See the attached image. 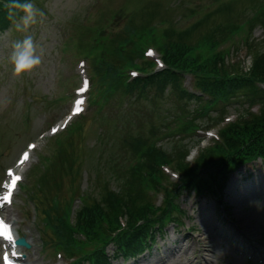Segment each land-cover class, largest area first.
I'll return each mask as SVG.
<instances>
[{"label": "trees", "instance_id": "trees-1", "mask_svg": "<svg viewBox=\"0 0 264 264\" xmlns=\"http://www.w3.org/2000/svg\"><path fill=\"white\" fill-rule=\"evenodd\" d=\"M190 13L194 14L195 10ZM19 14L22 13L17 14V19ZM216 15L225 16L226 20L215 21L213 27L205 23ZM148 17L150 21L155 19L154 14ZM150 21L142 20L143 24L134 27L131 38L120 39V42L116 36L110 38L115 48L113 54L105 52L92 57L96 82L92 105H108L121 93L132 103L147 101L153 112L159 113L163 99L170 98L167 89L179 98L171 107L162 108L160 125H151L146 134L139 131L135 137L122 139L120 151L124 161L119 167L117 182L114 181L117 187L112 188L110 184L113 176L108 168L96 176V193L81 192L79 180L83 167L76 161L75 169V161L68 154L64 158L66 146L74 141L77 132H83L81 125L56 140V152L45 159L36 176L35 189L42 197L44 245H52L71 257L77 255L74 264H111L110 247L115 248V257L142 253L169 223L179 222L178 216L184 213L176 201L185 191L196 190L198 195L210 193L219 199L220 178L224 180L228 173L264 159V42L258 45L253 41V31L264 29V0L221 1L217 10L207 12L194 25L180 31L171 24L155 30L149 26ZM203 23L210 30L203 38L204 34L191 42ZM12 25L0 0V34ZM235 37L239 38L237 43L247 47L249 66L237 56L239 48H236ZM148 45L157 48L165 63V69L160 72H155V63L144 56ZM129 70H136L141 76L129 82ZM186 75L192 76L200 96L182 89ZM153 88L157 92L149 96ZM204 95L209 100L204 101ZM190 103L198 104L191 112L186 108ZM256 105L259 107L254 113L251 107ZM233 106L238 109L236 120L225 124L219 131L220 141H214L212 147L203 150L191 165L185 160L188 150L179 144L171 153L156 147L164 119H167L165 127L173 129L175 126L174 135L186 138L193 135L199 121L210 117L212 111L217 116L209 119L210 124L213 127L221 124ZM149 135L151 137H147ZM103 156L102 152L97 158L100 166ZM63 158L67 174L74 175L66 192L58 167ZM162 164H173L180 172V181L170 183V188L164 187L169 178L161 170ZM204 173L210 174L207 179H203ZM53 186L58 193L48 197L43 191L52 190ZM161 192L163 201L157 205V195ZM33 196L37 199L35 194ZM78 199L81 206L73 213Z\"/></svg>", "mask_w": 264, "mask_h": 264}, {"label": "rangeland", "instance_id": "rangeland-1", "mask_svg": "<svg viewBox=\"0 0 264 264\" xmlns=\"http://www.w3.org/2000/svg\"><path fill=\"white\" fill-rule=\"evenodd\" d=\"M221 1L225 3L227 0H32L35 7L44 12L43 20L29 29L37 53L41 55V64L19 75H13L8 61L10 42L28 33L18 32L12 27L0 35V184L5 179V170L14 167L28 143L34 142L37 145L23 170L24 180L13 205L6 212L0 210V216H7L16 232L25 236L31 246L30 250H22L26 264L70 262L66 253L61 251L63 255L55 254L52 245L43 246L44 238L39 222L41 215L36 214L41 206L33 196L35 190L31 191L32 198L26 200L25 187L33 185L36 176L32 170L40 164L42 157H51L54 136H49L50 128L69 114L71 103L76 97L75 90L85 84L83 81L87 77L95 86L92 57L101 56L105 52L113 54L115 48L111 46L109 38L116 36L119 42L120 39L131 38L133 21V27H139L142 20L150 21L148 16L154 14L155 19H151L149 24H160L168 19L173 28L180 31L199 21L205 12L217 10ZM233 6L237 7L235 3ZM192 10L197 13H189ZM224 19L225 16L216 15L205 23H211L213 27L215 21L221 22ZM205 23L193 34L191 42L208 33L210 29L205 27ZM253 33V41L262 45L264 30L258 28ZM234 39L236 42L239 38ZM236 48H239L237 56L249 65L251 60L245 47L239 45ZM81 60L86 61L84 68L82 64L78 65ZM193 85L187 76L184 86L193 90ZM156 92L157 89H151L149 96ZM169 92L167 90L170 98L163 99L159 113H154L147 101L132 103L121 93V97L106 104L102 113L97 112V106L87 103L83 116L73 121L75 123L85 118L84 133L77 135L64 149V158L68 154L75 164L79 161L83 167L79 180L82 192L91 191L92 185H96L95 175L105 173L108 168L117 182V173L121 172L117 158L122 160L123 156L118 150L122 146L123 136L129 132L135 134L140 127H143L141 131L146 134L150 125H160L162 118L159 114H162V108L171 107L177 100L176 95ZM89 95H86L88 100ZM83 97L85 99V95ZM82 106L85 107V104ZM197 106L196 103H190L186 108L191 112ZM237 114L238 109L233 106L227 117L237 118ZM103 120L109 123L108 131L103 126ZM166 120L161 127V131H165L163 135L175 128L166 131ZM205 123L209 121H203V127H206ZM221 127L222 124L209 130L215 135ZM99 133L106 136L101 137ZM198 135L200 137L189 138L181 144L183 148H192L188 158L190 163L205 145L211 144L207 135ZM160 145L169 150L172 140L162 141ZM102 152L104 156L100 166L97 155ZM64 158L58 167L64 180L63 191L66 192L74 175L67 174ZM112 159L113 163H110ZM171 177L176 181L175 177ZM112 187H117L115 182H112ZM223 190V205H218L212 196L199 198L193 192L183 194L176 201L184 211V215L179 216L181 225L168 224L157 238V247L151 252L136 260L123 261L120 258L113 264H264V162L258 161L231 175ZM43 192L51 197L58 190L53 186L52 190ZM161 196L162 193L158 197V205L161 204ZM78 206L79 201L75 209ZM203 209L207 215L201 220L199 215ZM207 222L213 224V230L210 223L206 225ZM183 235L194 241L187 246H178L176 242ZM206 235L210 236L213 245L210 253L204 252L203 238ZM1 251L0 245V254ZM109 252L113 255V248ZM166 257L168 263H165Z\"/></svg>", "mask_w": 264, "mask_h": 264}, {"label": "clouds", "instance_id": "clouds-1", "mask_svg": "<svg viewBox=\"0 0 264 264\" xmlns=\"http://www.w3.org/2000/svg\"><path fill=\"white\" fill-rule=\"evenodd\" d=\"M3 7L7 10L13 27L18 32H25L22 38L10 42L8 61L11 64L13 75H19L34 69L41 64V55L37 53L33 36L29 29L32 25L41 22L44 12L35 7L32 0H3ZM19 14L17 19V14Z\"/></svg>", "mask_w": 264, "mask_h": 264}, {"label": "snow or ice", "instance_id": "snow-or-ice-1", "mask_svg": "<svg viewBox=\"0 0 264 264\" xmlns=\"http://www.w3.org/2000/svg\"><path fill=\"white\" fill-rule=\"evenodd\" d=\"M53 132L57 131V129H52ZM29 147H34V145H30ZM23 157L24 159L26 160L27 157H28V154L27 152H25L23 154ZM23 162V161H22ZM8 175L12 177L11 181L10 182H6L4 187H6L7 189H9V191L5 192L2 199L5 201V202H10V199H11V189L15 187L16 185V182L21 178L17 175H14L12 173V170L9 169L8 170ZM0 236H4L6 239H8L9 241L13 240V235H12V232L10 230V226L4 222L3 219H0ZM4 259L5 261L7 262L8 261V255L5 253L4 255Z\"/></svg>", "mask_w": 264, "mask_h": 264}, {"label": "bare ground", "instance_id": "bare-ground-1", "mask_svg": "<svg viewBox=\"0 0 264 264\" xmlns=\"http://www.w3.org/2000/svg\"><path fill=\"white\" fill-rule=\"evenodd\" d=\"M203 210L204 211H202L200 213V215H199V219H201V220L204 219L205 216L207 215V213L205 212V209H203ZM209 223L210 222H207L206 225H208ZM210 226H211V228L213 230V224L212 223H210ZM17 233L19 235V232H17ZM191 241H194V239L189 238L187 235H183L182 239L177 240L176 244H178V246H180V245L181 246H184V245L187 246L188 243L191 242ZM203 241H204V245H205L204 252H206V253L212 252L213 251V245H212V241L210 240V236L209 235L204 236ZM185 249L187 250V248H185ZM257 252L258 251L256 250V253ZM187 254H188V252H187ZM165 263H168V258L167 257H166V262ZM173 264H176V263H173Z\"/></svg>", "mask_w": 264, "mask_h": 264}, {"label": "water", "instance_id": "water-1", "mask_svg": "<svg viewBox=\"0 0 264 264\" xmlns=\"http://www.w3.org/2000/svg\"><path fill=\"white\" fill-rule=\"evenodd\" d=\"M17 244H18L19 246H22V247L27 248V249L30 248V246L27 244L25 238H20V239H18V240H17Z\"/></svg>", "mask_w": 264, "mask_h": 264}]
</instances>
